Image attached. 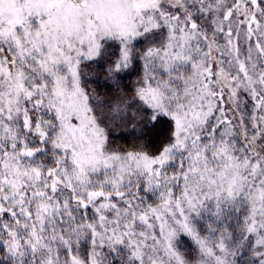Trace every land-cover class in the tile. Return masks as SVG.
I'll use <instances>...</instances> for the list:
<instances>
[{
	"label": "snow or ice",
	"instance_id": "1",
	"mask_svg": "<svg viewBox=\"0 0 264 264\" xmlns=\"http://www.w3.org/2000/svg\"><path fill=\"white\" fill-rule=\"evenodd\" d=\"M0 264H264V0H0Z\"/></svg>",
	"mask_w": 264,
	"mask_h": 264
},
{
	"label": "rangeland",
	"instance_id": "2",
	"mask_svg": "<svg viewBox=\"0 0 264 264\" xmlns=\"http://www.w3.org/2000/svg\"><path fill=\"white\" fill-rule=\"evenodd\" d=\"M107 66L105 65V68ZM94 75L98 74L101 81H103L106 78V72L105 71H101L97 69L96 65L92 66V69L90 70ZM136 79V75L132 74L129 78H127L126 80L122 81L121 84H132V82ZM90 83H92V81H90ZM109 83H112L111 81H109ZM93 87H96L95 83H92ZM116 89H115V85H113V91L109 92V90L106 87H100L99 88V92L101 94V96H112L115 93ZM120 126L119 127H115L113 128V132H112V137L113 136H118V135H127L130 131L132 132V122H120L117 121ZM139 127H137L136 131L139 132ZM113 142V141H112ZM114 143V142H113Z\"/></svg>",
	"mask_w": 264,
	"mask_h": 264
},
{
	"label": "trees",
	"instance_id": "3",
	"mask_svg": "<svg viewBox=\"0 0 264 264\" xmlns=\"http://www.w3.org/2000/svg\"><path fill=\"white\" fill-rule=\"evenodd\" d=\"M139 132L136 131V134H138ZM154 134H149V137H153ZM134 139V135L133 133L130 131L127 135H116L112 137V141L114 142V144L116 145H123V146H128L130 143L133 142Z\"/></svg>",
	"mask_w": 264,
	"mask_h": 264
}]
</instances>
